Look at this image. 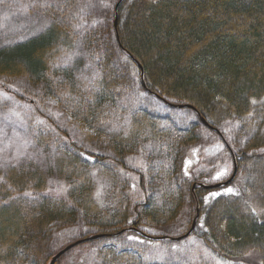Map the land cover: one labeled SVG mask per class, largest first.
<instances>
[{
	"label": "rangeland",
	"instance_id": "rangeland-1",
	"mask_svg": "<svg viewBox=\"0 0 264 264\" xmlns=\"http://www.w3.org/2000/svg\"><path fill=\"white\" fill-rule=\"evenodd\" d=\"M117 1L0 0V47L35 38L52 25L61 32L46 65V82L24 69L0 75V184L13 170L29 171L32 185L15 195L23 202L19 218L28 211L25 193L39 189L42 196H64L82 209V192L91 194L90 210L79 222L65 217L46 224L45 262L78 242L84 230L106 235L81 240L55 264H104L93 256L97 250L111 253L116 264H261L255 252L233 263L221 260L194 234L200 235L201 225L181 240L175 238L187 234L194 219L193 183H222L233 173L232 155L264 151V116L227 121L215 128L217 134L193 111L152 99L133 74L129 86L109 85L111 72L118 73L123 63L110 34ZM257 137L262 144L249 148ZM80 151L107 159L86 161ZM222 171L226 175L214 179ZM229 188L242 203L258 191L246 190L238 173L225 188L206 191L203 201L232 194ZM143 196L153 207L147 216L140 213L144 225L138 230L163 240L115 234L129 227Z\"/></svg>",
	"mask_w": 264,
	"mask_h": 264
},
{
	"label": "trees",
	"instance_id": "trees-1",
	"mask_svg": "<svg viewBox=\"0 0 264 264\" xmlns=\"http://www.w3.org/2000/svg\"><path fill=\"white\" fill-rule=\"evenodd\" d=\"M118 2L116 10L114 6L117 29L115 31L113 26L110 34L123 63L118 73L111 72L109 85L129 86L130 81H135L129 80L133 74L140 88L152 99L170 108H173L170 104L190 105L195 109L194 114L198 113L214 128L251 115L264 116V0H118L116 4ZM60 34L52 25L35 38L0 47V75L24 69L32 77L46 82V65ZM138 65L143 71L142 79ZM195 116L198 119L197 114ZM261 139L253 138L249 148L260 146L264 141ZM80 152L78 155L86 161L107 159L88 151ZM234 159L237 174L243 175L245 189L258 190L254 198L242 203L236 194H223L205 203L204 194L210 190L196 187L192 191L191 185L190 196L198 209V216L196 212L194 215L195 227L201 225L202 229L200 235L194 233L196 229L191 234L204 240L221 260L233 263L255 252L264 264V151L243 152ZM22 172L11 171L0 184V264H48L57 252L48 256L46 262V256L41 257L42 243L47 242L50 235L46 234V224L53 218L62 221L65 217L69 218V223H76L86 217L85 210L89 212L93 199L89 192L83 191L82 209L64 196H42L38 189L30 196L24 195L29 200L24 206L28 210L27 219L19 218L23 202L15 195L32 185V179L27 176L29 171ZM143 197L145 201L135 207V218L129 227L116 235L132 233L160 240L138 230L144 225L140 213L147 216L153 207L149 197ZM2 230H6L5 234ZM92 236L83 230L80 240ZM93 256L104 264L117 263L111 253L102 250H97ZM118 264L123 261L118 260Z\"/></svg>",
	"mask_w": 264,
	"mask_h": 264
},
{
	"label": "water",
	"instance_id": "water-1",
	"mask_svg": "<svg viewBox=\"0 0 264 264\" xmlns=\"http://www.w3.org/2000/svg\"><path fill=\"white\" fill-rule=\"evenodd\" d=\"M118 4H119V2L116 4L115 10L117 9ZM113 26H114V29L116 31V29H117V16H116V13H115ZM116 36H117V39H118V35H116ZM138 68L140 70V78L142 79V77H143L142 68L139 65H138ZM141 87L144 90H146V86H145L144 83H141ZM169 106H171L173 108L175 107V108H178V109H185L186 108V109H190V110L195 112V109L192 106H190V105H172V104H170ZM196 114L198 116L199 121L202 123V125L205 128H207L209 130H212V131H215L217 134H219L218 130H216L215 128L211 127L209 125V123L203 117L199 116L198 113H196ZM232 158H233V173H232L231 177L228 180H226V181H224L222 183H218V184L210 185V186L204 185V184H201V183H193L191 190L194 191V189L196 187L200 188V189H203V190H212V189H218L220 187H225V186L229 185L234 180V178L236 177V174H237L236 163H235V159H234L233 155H232ZM196 213H197L196 214V217H197L198 216V209L196 210ZM195 224H196V221L194 219L192 221L191 228H190L189 232L187 234H185L184 236H181L179 238H175V240H181L182 238L188 236L194 230ZM101 237H102V235H99V236L95 235V236H92V237L88 238L87 241H92L93 239H98V238H101ZM155 239H162V238L159 237V238H155ZM172 239H174V238H172ZM80 242H81V240H79L78 242L71 243L70 245H68V246L64 247L63 249H61L60 251H58L56 254H54L50 258V261H49L48 264H55L66 252H68L70 249H72L73 247L78 245Z\"/></svg>",
	"mask_w": 264,
	"mask_h": 264
},
{
	"label": "snow or ice",
	"instance_id": "snow-or-ice-1",
	"mask_svg": "<svg viewBox=\"0 0 264 264\" xmlns=\"http://www.w3.org/2000/svg\"><path fill=\"white\" fill-rule=\"evenodd\" d=\"M44 6H45V7H50V5H47V4H45ZM252 103L255 104L256 101L253 100ZM194 151H196V150H194ZM187 163H189V162H186V166H187ZM185 174H187V172H186ZM224 175H226V172H225V171L219 172V173L217 174V176L214 177V179H219V178H221V177L224 176ZM2 179H3V178L0 177V180H2ZM227 193L235 194V193H233V189H231V188L227 189ZM227 193H226V194H227ZM25 195H26V196H29V195H31V194H30V193H25ZM213 195H215V194H213ZM205 199L207 200V198H205ZM130 239H131V237H130Z\"/></svg>",
	"mask_w": 264,
	"mask_h": 264
}]
</instances>
